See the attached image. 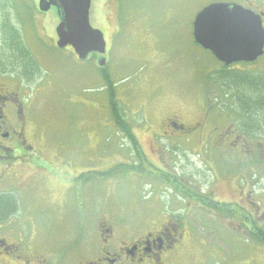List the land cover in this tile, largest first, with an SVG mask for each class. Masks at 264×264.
<instances>
[{
	"label": "rangeland",
	"instance_id": "1",
	"mask_svg": "<svg viewBox=\"0 0 264 264\" xmlns=\"http://www.w3.org/2000/svg\"><path fill=\"white\" fill-rule=\"evenodd\" d=\"M38 2L0 0V22L7 20L19 28L26 47L40 64L34 81H24L18 93L29 116L25 136L28 144L33 145L31 161L49 169H44L46 180L40 179L32 185L27 195L31 202L54 206L53 216L43 229L61 232L73 228L78 210H75L77 193L72 182L78 181L72 176L78 175V171L89 172L84 175L87 181L83 197L87 199L86 218L91 225L100 203H108L109 209L112 207L129 221L138 217L144 213L140 211L145 209L143 197L153 189L163 198V201L157 198L155 204L166 203L164 199L169 197L172 202L167 206L172 210L177 207L185 210L182 201L191 200L189 193L193 188L199 192L204 189L207 194L203 195L219 201L239 197L238 186H230L223 165L235 173L241 166L243 172L251 167L255 169L251 163L255 145L264 147V136L239 137L238 120L227 115L229 100L224 91H229L231 83L240 84L245 79L240 76L225 79L220 64L195 42L192 22L202 2L112 0L103 4V0H92L90 23L104 33L106 52L98 57L90 53L87 59L78 58L71 46L63 49L56 46L59 24L56 9L41 12ZM102 56L106 58L105 66L98 63ZM113 104L126 116L132 134L148 158L167 171H177L181 190L172 192L164 183L166 180H156L155 175H138L124 167L115 169L121 163L132 164L134 159L129 134L114 120ZM172 110L183 115L188 123L203 120V126L193 132L197 138L203 135L201 139H205L214 132L226 136V143H218L214 151H209L210 144L205 148L206 142L202 140L184 143L181 148L175 146L178 142L173 145L162 139L159 150L164 152L160 160L153 134L163 133L161 119ZM261 119L264 135V111ZM228 138L239 147H226ZM246 150H249L247 155ZM230 155H234V162L224 163ZM257 165L263 164L260 161ZM23 166L22 171H32L25 168L28 165ZM151 166V170H157ZM259 170L264 173L263 167ZM94 171L105 174L90 173ZM108 171L114 173L108 175ZM262 177L264 181V174ZM60 181L72 187L66 211L55 207L63 197ZM250 189L256 196L255 189L248 184V194ZM77 190L80 192L79 187ZM188 211L185 225L199 233L185 237L178 264H239L242 252L247 253V264L254 259L264 261L252 239H246L240 223L224 218L219 208L213 211L198 201ZM11 223L14 226L20 223V229L16 227V230L30 237V222ZM201 227L209 232H201ZM51 234L54 233L46 232L44 238L49 239Z\"/></svg>",
	"mask_w": 264,
	"mask_h": 264
},
{
	"label": "flooded vegetation",
	"instance_id": "2",
	"mask_svg": "<svg viewBox=\"0 0 264 264\" xmlns=\"http://www.w3.org/2000/svg\"><path fill=\"white\" fill-rule=\"evenodd\" d=\"M108 1L112 0H103V4L108 3ZM195 1L202 2L203 5L192 22L193 31L194 21L198 13L213 3L235 5L252 12L258 17L264 30V0ZM4 21L0 22V264H178L183 255L182 249L185 237H191L192 233H199V231L185 225L186 221L189 220L188 210L193 209L194 202L198 201L212 207L213 211L219 208L223 212L224 218L239 222V227L243 228L246 239L250 241L252 239V244L256 246L257 253L260 252L261 254L260 258H264V181L262 177L264 173L259 170L261 167L264 168L263 144L255 145L256 153H253L255 158L251 161L256 167L255 169L251 167L250 170L243 172L241 166L240 170L235 173L233 170L231 172L228 166L223 165V174L226 176L227 181L231 182L230 186H238V198L219 201L212 196L206 197V195H203L207 194L204 189L199 192L196 188H193V192L189 193L191 200L184 198L182 201L186 204L185 210L178 209V207L172 210L167 206L168 203L171 204L172 200L168 197L164 199L166 203H161L163 201L162 196L158 192L155 193L153 189L142 199L145 209H140V211L144 213L136 218L131 217V221L125 219V216L120 217L119 213L116 214L112 207L109 209L108 203H100L101 207L95 222L92 225L89 224V220L86 218L87 199L83 195L85 194L84 186L87 181L85 176L89 172L78 171V175L74 174L72 176L73 180H77L79 183L72 182L73 186L76 187L74 192L77 193V195H74L77 197L74 199L76 202L75 210H78L73 228L61 232L51 228H48V230L47 228L43 229L45 228L44 223L53 216L52 211L54 208L52 207L54 206L52 204L40 205L31 202L27 195L32 185L40 182V179L46 180L44 169H49L33 165L34 161H31L32 153H34L32 151L33 145L28 144L25 136L29 116L19 97L20 93H18L20 88L25 85L24 81L29 83L34 81L39 62L33 56L36 61L28 65L27 72L33 73L32 78L23 77L18 73V71H23V64L17 62L22 51L21 46L19 44L16 48L17 55L14 57L9 56V41L16 38L10 39L8 37L6 31L9 29L5 26H8L9 23L7 20ZM195 42L205 49L196 40ZM207 51L220 64V72L228 78L240 76L245 79L240 84L231 83L230 86L228 85L230 87V89L228 88L227 97L229 101L226 104L229 109V113H227L229 118L236 117L238 120V127L241 131L239 137L259 138L264 136L262 134L263 123L261 119L264 111V47L263 53L256 59L234 61L230 64L220 61L209 49ZM8 59L12 62L9 63ZM247 84H253L255 87L250 92L253 97L251 101L248 100L247 95L250 94L248 92L251 88ZM27 87L34 89L36 86ZM251 106L255 107L256 112L248 115L245 108ZM203 124V120L188 123L184 116L176 110L168 111L160 122L161 132L163 133L153 134V140L158 146L157 150H159L160 141L163 140H169V142H173V145L178 142L175 146L181 148L182 145H185L184 143L187 145L190 141L202 140L206 142L205 148L208 143L210 144L208 146L209 151L210 149L214 151L215 145L218 143H226V136L214 132L208 133L205 139H201L203 135H200V139L197 138L193 132L200 129ZM129 137L133 147L131 156L134 161L132 164H121L133 166L130 170L138 175L150 174L155 175L156 180L162 181L161 178L166 180L167 182L164 181V183L168 184L169 187L167 188H171L172 192L173 190H181L182 186L177 171H167L165 167L155 165L141 149L137 137L134 134L129 135ZM132 138L140 147L139 155H137L136 145ZM228 140L226 147H231L233 143L229 138ZM234 147L239 146L233 145L232 148ZM240 149L245 148L240 147ZM231 151L229 150V153ZM248 151H245L246 155ZM158 152L161 160L164 151L159 150ZM201 154L198 152L199 156ZM229 160L234 162V155L227 156L224 163ZM260 161L263 165L258 166L257 164ZM240 162L244 163L241 159ZM30 164L35 169H32ZM23 165H28L25 168H30L32 171H22ZM151 165L155 166L157 170H151ZM90 173L105 174L102 171ZM106 173L109 175L114 172L110 173L108 171ZM50 174H52L51 171ZM152 182H147V185L152 184L155 186ZM60 184L63 188V197L55 207L61 211H66L71 200L68 196L72 193L70 192L72 187H67V183L62 181H60ZM248 184L255 189L256 196L253 195V189L248 191L250 194L247 193ZM78 187L80 192L77 190ZM180 195L183 196L182 193ZM157 198L161 200L159 204H155ZM213 216H216L215 212ZM17 221L31 223L32 229L29 238H26L22 230H16V227L20 229V223L19 226H14L11 223ZM248 224H251V226L249 225V227ZM200 230L203 233L209 232L202 227ZM46 232L54 234L49 235V239H45L44 234ZM212 232L215 234L214 230ZM246 254V252H242L239 264H247ZM251 264H264V261L254 259Z\"/></svg>",
	"mask_w": 264,
	"mask_h": 264
},
{
	"label": "water",
	"instance_id": "3",
	"mask_svg": "<svg viewBox=\"0 0 264 264\" xmlns=\"http://www.w3.org/2000/svg\"><path fill=\"white\" fill-rule=\"evenodd\" d=\"M92 0H40L41 11L57 8V46H72L80 59L91 52L105 54L104 33L90 23ZM194 38L220 61L254 60L263 53L264 30L255 14L239 6L213 3L202 9L194 21ZM105 57L99 60L103 66Z\"/></svg>",
	"mask_w": 264,
	"mask_h": 264
},
{
	"label": "trees",
	"instance_id": "4",
	"mask_svg": "<svg viewBox=\"0 0 264 264\" xmlns=\"http://www.w3.org/2000/svg\"><path fill=\"white\" fill-rule=\"evenodd\" d=\"M30 13L32 14V11H33V8L30 7ZM5 22V21H3ZM8 26H5L7 29L6 32H8V37L11 39V38H16L14 40H11L9 41V44H8V54L9 56H15L17 55V51H16V48L19 46H21V53H20V57L18 58L19 60L17 62L19 63H22L23 64V71H18V73L20 75H23V77H26V78H32L33 77V73H29L27 72V69H28V65L34 63L36 60L34 59L32 53L29 51V49L26 47V44L23 40V37H22V34L19 30V28L12 22L8 21ZM11 23V24H10ZM7 24V22H6ZM17 40V41H16ZM15 41V42H14ZM9 60V63L12 62ZM16 60V59H15ZM38 67H40L38 65ZM20 70V69H19ZM39 71V70H38ZM224 78L227 79L228 77L226 75H224ZM247 86H249L251 89H249V92L250 93L252 91V88H255L253 84H247ZM256 86V85H255ZM227 87V86H226ZM224 88V86H223ZM227 91V90H226ZM235 95V94H234ZM233 95V96H234ZM224 96L227 98L228 97V91L225 92L224 91ZM248 100L251 101L252 100V93L249 94L248 96ZM245 111L248 115H251L253 113L256 112V109L255 107L251 106V107H246L245 108ZM112 112H113V117L114 119L117 121V124L120 126V128H124L127 133L129 135L132 134L131 130H130V126L128 125V123L126 122V116L124 115V113H122V111L120 110L119 106L117 107L115 104L112 105ZM132 137V136H131ZM133 140V138H132ZM134 144L136 145V149H137V155H139V146L137 145V142L135 140H133ZM137 166V165H136ZM119 167H124V168H127V170H130L132 169L133 166L131 165H128V164H121L120 166L116 167L115 169L119 168Z\"/></svg>",
	"mask_w": 264,
	"mask_h": 264
}]
</instances>
